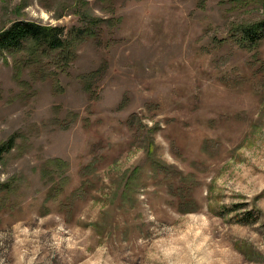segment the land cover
<instances>
[{"label":"rangeland","instance_id":"1","mask_svg":"<svg viewBox=\"0 0 264 264\" xmlns=\"http://www.w3.org/2000/svg\"><path fill=\"white\" fill-rule=\"evenodd\" d=\"M91 16L70 64L0 55V264H264V0H0V33Z\"/></svg>","mask_w":264,"mask_h":264},{"label":"trees","instance_id":"2","mask_svg":"<svg viewBox=\"0 0 264 264\" xmlns=\"http://www.w3.org/2000/svg\"><path fill=\"white\" fill-rule=\"evenodd\" d=\"M103 22L104 20L100 18L85 17L84 26L73 28L76 34L71 35L70 32L68 38H64V30L59 27L17 21L0 33V55L26 52L32 61L56 59L59 65L70 64L77 59L79 45L88 39L100 38ZM240 33L243 46L246 44L249 45L248 48L255 47L254 45L264 40V20L242 27ZM71 36L73 39H70ZM10 143L12 145L13 140Z\"/></svg>","mask_w":264,"mask_h":264}]
</instances>
